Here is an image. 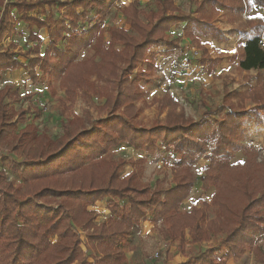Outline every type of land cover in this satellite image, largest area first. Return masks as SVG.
Returning <instances> with one entry per match:
<instances>
[{"label": "trees", "instance_id": "trees-1", "mask_svg": "<svg viewBox=\"0 0 264 264\" xmlns=\"http://www.w3.org/2000/svg\"><path fill=\"white\" fill-rule=\"evenodd\" d=\"M115 1L11 3L9 11L17 10L30 29L48 28L49 43L42 54L41 36L31 29L29 37L37 44L23 52L28 61H21L10 49L0 50V75L5 70L25 68L37 82L39 67L43 77L61 81L67 100L97 94L106 99L102 109L109 110L96 121L89 117L68 120L63 136L51 140L33 123L20 129L27 110L16 111L4 101L7 97L20 101L22 96L10 87L0 90V145L24 157L3 158L4 166L19 173L24 185L14 186L0 172V264H128L126 246L137 254L136 242L149 214L163 223L166 238L179 241L181 250L189 242L184 239L187 233L191 243L224 234L223 254L213 247L178 264H226L231 258L242 259L247 251L264 261V246L258 238L264 234V161H258L259 152L245 143L254 132L264 129V18L247 19V28L240 30V49L235 52L241 69L260 71L256 87L244 93L245 99L255 102L250 108L235 106L229 97L224 106L227 111L217 123L207 116L197 121L177 112V103L168 94L166 101L172 102L174 111L165 122L146 127L135 121L138 108L134 102L143 92L138 80L132 79L136 66L143 62L147 69L137 71L139 77L153 80L156 57L172 55L178 47L167 35L180 24H184L183 34L201 51L200 63L207 68L209 62L204 61L210 53L202 37L227 39L214 23V13L225 10L234 24L254 6L264 11V0H192V13L180 10L175 0H155L156 7L149 11L134 0L123 10L130 28H110L111 39L106 41L101 23ZM45 4L53 10L49 18L29 15ZM10 25L3 14L0 41L15 31ZM159 45L166 49L153 50ZM83 50L93 54L81 58ZM122 143L153 153L163 147L173 151L174 183L165 188V179H158L152 188L143 182L141 162L146 158L135 162L139 170L121 177L127 160L113 161L102 155ZM239 152L245 160L232 163ZM202 155L211 161L203 168L201 181L205 189L213 185L217 189L212 197L217 213L213 218L205 200L201 207L181 208L199 180L194 165ZM223 186L230 191L220 190ZM105 198L111 214L106 221L96 223L97 215L89 207ZM79 228L87 237L86 251L81 247Z\"/></svg>", "mask_w": 264, "mask_h": 264}, {"label": "rangeland", "instance_id": "rangeland-1", "mask_svg": "<svg viewBox=\"0 0 264 264\" xmlns=\"http://www.w3.org/2000/svg\"><path fill=\"white\" fill-rule=\"evenodd\" d=\"M16 1L20 0H5L4 3L0 2V17L4 14L7 22L11 24L10 28H15L14 32L11 33L10 31L0 41V50L10 49L15 52V56L18 59L27 62L28 58L23 55V52L32 50L37 41L30 39L29 35L32 28L30 29L21 19V14L17 10L9 11L11 3ZM132 1L134 0L115 1L109 15L101 23L105 30L106 41L111 39L110 28H130L123 10ZM138 1L141 8L146 11L156 7L155 0ZM175 4L180 10L187 13H192L195 9V4L192 0H175ZM52 11L51 7L45 4L32 10L29 15L31 14L39 19H46L49 18ZM55 14L59 16L57 11H55ZM257 16L264 18V11L258 6H254L253 10L249 13L245 12L234 24L229 22L228 14L225 10H219L214 13V23L223 30L227 39L217 41L211 36L202 37V41L210 53L209 60L204 61L209 62L207 68H204L200 63L201 51L183 34L184 24L172 28L167 38L169 41L174 40L177 42L178 47L172 55H160L156 57L157 69L156 72L151 74L153 80H145L139 77L140 71L147 69L146 63L140 62L135 68V74L132 76V79L138 80V86L143 92L142 97L134 102V105L138 108L135 121L146 127H150L157 122H165L170 112L174 111L171 110L172 102L166 101L168 94L177 103V112L183 113L186 119L197 121L207 116L206 118L217 123L227 111L224 106L228 104L229 97L236 104L235 106L252 107L255 104L253 98L245 99L247 94L244 95V93L256 87L260 71L241 69L239 57L235 52L240 49V42L242 40L240 34L241 28L246 27V21L249 17ZM32 30L38 32L41 36V52L43 54L49 43L48 28L39 29L35 26ZM165 49V45L153 47L155 51ZM91 54H93V51L83 50L80 57L86 58ZM209 68H212V71ZM37 72L40 76L37 82H33L25 68L5 70L0 75V90L10 87L13 91L17 90L22 96V100L20 101L14 102L10 97L5 98L4 101L5 105L13 107L16 111L27 110V119L20 124V129L33 123L39 128L40 132L47 134L51 140H55L63 136L64 125L68 120L89 117L91 120L96 121L107 116L109 109H102V106L106 102L104 96L98 97L96 94L90 98H85L78 95L76 99L69 101L60 80L50 81L48 77H43L39 67H37ZM92 78L96 81V76H92ZM123 109L124 107L120 111ZM245 143L253 145L259 152L258 161H264V129L254 132ZM6 156L19 160L24 157L17 152H10L5 145H0V172H3L2 174L5 176L4 179L7 182H12L14 186L18 187L23 186L24 180L22 176L4 166L3 158ZM102 157L113 161L120 159L127 160L121 171V177L130 174L134 170H139L137 169L139 165H136L135 162L146 158V160L143 159L144 161L141 162L144 166V170L140 176L143 182L152 188L156 186L158 179H165L166 183L163 184L165 188L174 183L171 164L175 160V154L173 151L166 150L165 147L153 153L136 149L127 143H122L112 147ZM243 160H245V156L239 152L232 163ZM210 161L208 155H202L197 158L194 171L199 180L194 186L193 191L183 201L181 208L188 211L194 207H201V201L205 200L209 202V216L213 218L217 213L212 202V197L217 192V189L215 185L205 189L201 181L205 176V172L202 170L210 164ZM223 187L220 190L230 191L229 187ZM233 194L232 191L231 198H234ZM53 203L57 204L56 202ZM108 204V198H105L90 205L89 208L97 215L95 217L96 223L104 222L109 218L111 212ZM77 230L82 241L81 247L86 251V234L81 228ZM223 236L224 234H220L212 236L207 240L191 243V237L187 233L184 239L189 242L181 250L179 241L167 239L163 223L159 220L154 221L152 214H149L142 222L141 237L136 242L138 247L137 254L133 255V252L126 246L128 264H135L137 262L142 264H178L188 260L191 256L213 247H218L220 254H223L226 251V248L221 243ZM258 238L259 245L264 246V234L259 235ZM87 255L89 256L90 253L87 252ZM89 260L93 262V258L89 257ZM226 264H264V261H261L252 251H247L242 259L234 260L231 258Z\"/></svg>", "mask_w": 264, "mask_h": 264}]
</instances>
